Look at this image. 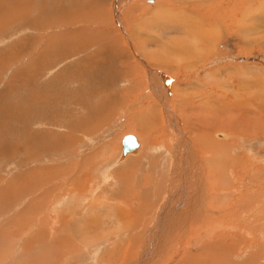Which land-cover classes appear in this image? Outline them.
<instances>
[{
	"label": "rangeland",
	"instance_id": "1",
	"mask_svg": "<svg viewBox=\"0 0 264 264\" xmlns=\"http://www.w3.org/2000/svg\"><path fill=\"white\" fill-rule=\"evenodd\" d=\"M4 1L11 8L0 6V187L8 183L11 187L0 194V230L23 234L0 247V264H10L9 252L14 259L17 246L31 237L26 232L36 227L41 216L52 225L53 205L36 216L30 214L35 210L26 211L36 206L33 199L39 190L47 191L48 184L41 180L53 179L63 186L58 190L60 206L73 223L69 228L60 226L59 236L63 238L66 231L69 242L88 247L73 259L60 258L57 264H95L92 261L100 254L104 264H135L142 243L153 252L160 247L158 234L165 233L170 236L162 264H173L209 245L212 234L223 232L232 235L227 257L232 264H245L255 256L254 264H264V0H199L206 9L211 6L217 21H225L214 28L218 35L205 49L196 47L184 32L187 19L195 13L181 9L180 0H118L116 5L114 0H18V9L17 1ZM189 1L195 2L183 4L188 6ZM158 4L168 6L161 11ZM9 10L13 16L7 14ZM21 11L24 20L16 16ZM122 21L129 25H125L128 34L136 35L138 24L142 25V36L136 35L142 47L121 33ZM77 30L86 35L80 37ZM84 37L87 42H80ZM169 38L182 40L183 48ZM99 65L110 75L96 71ZM161 74L168 75L165 87L157 82ZM154 82L160 89L153 88ZM188 114L199 120L188 126ZM242 116L250 120L241 124L243 129ZM126 134L135 135L141 146L121 156L120 141ZM190 152L197 158L200 191L192 186V192L178 189L188 184L178 172L184 173ZM74 186L85 189L80 195L72 192ZM196 191L201 201L192 205ZM168 202L179 204L180 211H191V227H159L161 207ZM130 209L124 220L138 224L126 230L118 212ZM28 215L35 216L33 223ZM208 222L219 228L195 230ZM150 233L152 239H147ZM130 238L141 241L131 247L135 254L129 256ZM116 246H120L118 257L110 259L105 253ZM31 248L11 263L20 264L23 255L35 256L38 248ZM91 250L96 253L89 256Z\"/></svg>",
	"mask_w": 264,
	"mask_h": 264
},
{
	"label": "bare ground",
	"instance_id": "2",
	"mask_svg": "<svg viewBox=\"0 0 264 264\" xmlns=\"http://www.w3.org/2000/svg\"><path fill=\"white\" fill-rule=\"evenodd\" d=\"M22 1V0H21ZM98 1V0H97ZM165 1H167V0H157V2H165ZM181 2H179L180 4H181V9H183L184 7H185V10L187 9V10H190L191 11V13H192V10H193V13H195V17L193 16V18L191 19V18H189V19H187V21H186V24H185V27H187L188 29H186L184 32L185 33H187V34H190L192 37H191V39L194 41L193 43H195L194 45L196 46V47H201V49H205V45H207V44H212V43H214V40H215V38H216V35H218V30H216V29H214L215 27H217V25H219V24H225V21L224 20H221V22H219V21H217V18H215V15H214V12L215 11H210V7L209 8H207L206 9V7L204 6V5H200L201 3L199 2V0H194L195 2H190L191 4H189L188 6L187 5H184L183 4V2H186V0H180ZM231 1V0H230ZM237 1V0H236ZM41 2H43V1H41ZM40 2V3H41ZM112 3H114L115 5H116V3H118V0H114V1H111ZM214 2V1H213ZM235 2V1H234ZM233 2V3H234ZM22 3V2H21ZM55 3V2H54ZM212 3V2H211ZM232 3V2H231ZM243 3V2H242ZM22 4H24V3H22ZM41 4H44V3H41ZM203 4V3H202ZM205 4V3H204ZM224 4V3H223ZM238 4H239V2H238ZM45 5H46V3H45ZM159 5V4H158ZM162 5V4H161ZM161 5H159L160 6V8H161V11L163 10L164 11V8L166 7V6H168V4H164L163 6H161ZM241 5V4H240ZM52 6H54V5H52ZM159 6H156V8L158 9V7ZM226 6V5H225ZM231 6V5H230ZM50 7V6H49ZM183 7V8H182ZM233 7V6H232ZM19 8V2H18V4H17V9ZM142 7H140V9H141ZM155 8V9H156ZM216 8V7H215ZM231 8V7H230ZM49 9V8H48ZM51 9V8H50ZM56 9V8H55ZM131 9V8H130ZM129 9V10H130ZM139 9V10H140ZM254 9V8H253ZM40 10L41 9H39V12H40ZM132 10V9H131ZM136 10V9H135ZM224 10V9H223ZM229 10V9H228ZM49 11H51V10H49ZM54 11V10H53ZM59 11V10H58ZM64 11V10H63ZM116 11V10H115ZM154 11V10H153ZM157 11V10H156ZM159 11H160V9H159ZM217 11V10H216ZM225 11H227V10H225ZM44 12V11H43ZM52 12V11H51ZM50 12V13H51ZM67 12V11H66ZM69 12V11H68ZM67 12V13H68ZM224 12V11H223ZM228 12V11H227ZM246 12V11H245ZM244 12V13H245ZM259 12V11H258ZM61 13H63V12H61ZM196 13H198L199 14V17L196 15ZM25 14V13H24ZM44 14V13H43ZM69 14V13H68ZM137 14V13H136ZM139 14V13H138ZM163 14V13H162ZM54 15V14H53ZM63 15V14H62ZM67 15V14H66ZM70 15V14H69ZM140 15V14H139ZM16 16H19L20 18H22V20H24L23 18H24V16H23V11H21V14H18L17 13V15ZM40 16H42V15H40ZM64 16V15H63ZM71 16V15H70ZM69 16V17H70ZM187 16V15H186ZM56 17V16H55ZM60 17H61V15H60ZM67 17V16H66ZM155 17H157V16H155ZM192 17V16H191ZM218 17V16H217ZM45 18V17H44ZM68 18V17H67ZM85 18V17H84ZM219 18V17H218ZM241 18V17H240ZM17 19H19V18H16V20ZM70 19H71V17H70ZM162 19V18H161ZM44 20H46V19H44ZM54 20H56L55 18H54ZM61 20H62V18H61ZM66 20V18L63 20V21H65ZM75 20V19H74ZM74 20H72V21H74ZM239 20V19H238ZM57 21V20H56ZM78 21V20H77ZM79 21H81V20H79ZM83 21V20H82ZM81 21V22H82ZM242 21V20H241ZM51 22V21H50ZM53 22V21H52ZM51 22V23H52ZM66 22V21H65ZM91 22V21H90ZM123 22V21H122ZM134 22V21H133ZM243 22V21H242ZM47 23V22H46ZM54 23V22H53ZM69 23H70V21H69ZM123 24H124V22H123ZM122 24V25H123ZM181 24V23H180ZM221 24V25H222ZM238 24H240V23H238ZM125 25H127V26H129L126 22H125V24H124V26H123V28H124V30L122 29V27H121V25H120V30H121V33L122 34H124L125 35V37H127V40H129V36H130V39L131 40H134L136 43H137V41H138V43H140V45L142 44L141 43V41L140 40H138V38H137V36L136 35H139V36H142L141 34H140V31L143 29L142 28V25H140V24H138V31H137V34L136 35H134V34H128V30L126 29V27H125ZM49 26H50V23H49ZM174 26V25H173ZM220 26V25H219ZM239 27V26H238ZM237 27V28H238ZM240 27H243V26H240ZM129 28H131V27H129ZM134 28V27H133ZM221 28H223V26H221ZM245 28V27H244ZM46 29V28H45ZM132 29V28H131ZM199 29L201 30V34H199L200 32H199ZM92 30V29H91ZM184 30V29H183ZM213 30H215L216 32H215V34L214 35H212L213 33H214V31ZM239 30H240V28H239ZM132 31V30H131ZM130 31V32H131ZM83 32L84 31H82V30H77V33H79V34H81V36L80 37H82L83 35H86V34H83ZM178 32H180V31H178ZM61 33H64V32H61ZM162 33H164V31L162 32ZM66 34H68V33H65V35ZM134 35V36H133ZM42 36V35H41ZM132 36V37H131ZM56 37V36H55ZM54 37V38H55ZM58 37H59V35H58ZM77 37H78V35H77ZM197 37H198V39H197ZM44 38V37H43ZM56 39V38H55ZM64 39V38H63ZM185 39V38H184ZM173 40H178V39H168V41L169 42H174ZM124 41V40H123ZM185 41V40H184ZM21 42V41H20ZM41 42V41H40ZM80 42H87V37H84L83 39H80ZM79 42V43H80ZM132 42V41H131ZM178 43H174V46H176V47H178V48H180L181 47V45L180 44H184V42L181 40H178L177 41ZM52 43V42H51ZM55 43V42H54ZM48 44V43H47ZM56 44V43H55ZM77 44V43H76ZM81 44V43H80ZM68 46H69V44H67ZM82 45V44H81ZM80 45V46H81ZM134 45V44H133ZM56 46H58V44L56 45ZM76 46V45H75ZM137 46V45H136ZM29 47V46H28ZM65 47H66V45H65ZM139 47V46H138ZM141 47H142V45H141ZM171 47V46H170ZM175 47V48H176ZM193 47V46H192ZM46 48V47H45ZM55 47H53V49H54ZM58 48V47H57ZM82 48V47H81ZM137 48V47H136ZM181 48H183V47H181ZM185 48V47H184ZM56 49V48H55ZM133 49H135V48H133ZM209 49V48H208ZM32 51V50H31ZM139 51H141V50H139ZM62 52V51H61ZM66 52V51H65ZM58 53V52H57ZM133 53H134V50H133ZM143 53V52H142ZM55 54V53H54ZM58 55V54H57ZM64 55H66V54H64ZM108 55V54H107ZM51 57V56H50ZM56 57V56H55ZM66 57V56H65ZM65 57H63V58H65ZM54 58V57H53ZM98 58V57H97ZM51 59V58H50ZM96 59V58H95ZM109 59V58H108ZM110 60V59H109ZM108 60V61H109ZM46 61V60H45ZM111 61H113V59L111 60ZM54 63V62H53ZM105 63V62H104ZM42 65V64H41ZM112 65V64H111ZM110 65V66H111ZM181 66H183V67H185L186 65H181ZM108 68V67H107ZM37 69V68H36ZM39 69V68H38ZM105 67L103 66V65H99V67L97 68V70L96 71H105ZM109 69V68H108ZM113 69V68H112ZM42 70V69H41ZM33 71H34V69H33ZM35 72V71H34ZM102 72V73H103ZM105 72H108V71H105ZM97 74H98V72H96ZM34 74V73H33ZM100 74H101V72H100ZM107 74H109V72L107 73ZM110 75V74H109ZM103 76H108V75H103ZM168 76V75H167ZM167 76H165L164 74L162 75H160L159 76V81H157L158 83H161L160 85L162 86V87H165V86H167ZM103 78V77H102ZM171 78V77H170ZM110 79V78H109ZM113 79V78H112ZM105 80H107V79H105ZM138 80V79H137ZM150 82H151V80H150ZM156 82V81H155ZM153 83L152 85H153V88L155 87V88H159L160 89V86H158L156 83ZM105 83V82H104ZM134 87H136L135 85H133ZM172 86V85H171ZM151 88V87H150ZM159 89H157L158 90V93H156V95L158 96V98L162 101L161 103H163V99L161 98V96H162V94H161V92L159 91ZM169 89V87H167V90ZM129 90H131L130 88H129ZM162 90V89H161ZM166 90V88H164L162 91H165ZM170 90V89H169ZM156 91V90H155ZM128 92V91H127ZM107 93V92H106ZM213 93V92H212ZM246 93V92H245ZM261 93V92H260ZM163 94H165V93H163ZM173 95H175V94H173ZM216 95H219L218 93H216ZM242 95V94H241ZM244 96V95H243ZM249 96V95H248ZM134 97V96H133ZM221 97V96H220ZM223 97V96H222ZM222 97H221V99H222ZM245 97V96H244ZM243 97V98H244ZM167 98V97H166ZM220 99V100H221ZM219 100V99H218ZM223 100V99H222ZM245 101H247V99L245 100ZM256 102V101H255ZM207 103V102H206ZM257 103H258V101H257ZM199 108V107H198ZM261 108H262V106H261ZM260 108V109H261ZM253 109H257V107H255V108H253ZM211 110V109H210ZM143 111V110H142ZM165 111V110H164ZM102 112H103V110H102ZM106 112V111H105ZM168 111H166V113H167ZM195 112V111H194ZM237 112V111H236ZM256 113H258L257 112V110L255 111ZM182 113V112H181ZM184 113V112H183ZM224 113V112H223ZM185 114V113H184ZM201 114V113H200ZM239 114H241V113H239ZM246 114V113H245ZM245 114H243V115H245ZM90 115V114H89ZM146 116V115H145ZM174 116V115H173ZM239 116V115H238ZM257 116V115H256ZM260 116H262V114H260ZM147 117V116H146ZM186 117H188V118H190V121L189 122H187L186 121V124H188V126H191V123H192V121H197V120H199V118H195V117H193V116H190L189 114L186 116ZM243 117L244 116H242V120H241V118L239 119V126L240 127H242V129H243V126L241 125V124H243V125H247V123L249 124L250 122H248V121H250V120H244L243 119ZM96 118V117H95ZM166 118V117H165ZM175 118V117H174ZM245 118V117H244ZM249 119H251V118H249ZM256 119H257V117H256ZM174 120V119H173ZM175 120H176V118H175ZM186 120V119H185ZM238 124V123H237ZM254 124H255V122H254ZM250 126V125H249ZM252 126V125H251ZM247 126H245L244 127V129L246 128ZM255 127V126H254ZM248 128V127H247ZM246 128V129H247ZM255 130H256V128H254ZM170 130V129H169ZM177 132V131H176ZM246 132H247V130H246ZM126 135H128V134H126ZM133 135V134H132ZM125 136V135H124ZM135 136V135H134ZM123 138V137H122ZM122 138H121V140H122ZM135 138H136V136H135ZM136 140H137V142H138V147L134 150V151H137L138 149H139V146H141L140 145V143H139V141H138V139L136 138ZM120 146H121V141H120ZM220 147V146H219ZM13 148V147H12ZM214 148V147H213ZM99 149V148H98ZM172 149V148H171ZM0 150H1V148H0ZM213 150H215V149H213ZM4 151V150H3ZM15 151V150H14ZM120 151H121V148H120ZM133 151V152H134ZM175 151V150H174ZM185 151V150H184ZM8 153V152H7ZM132 153V152H131ZM177 153V152H176ZM127 155V154H126ZM122 156V155H121ZM187 157H186V160H184V162L186 163V168H184L185 169V171H184V173L182 172V171H180V172H178V174L180 175V179L182 180V179H184V182L186 183V180H187V182H188V184H187V187H186V189L183 187V186H178L179 188L178 189H184V190H187V191H191L192 192V189H190L189 187L190 186H192L193 188H194V190L195 189H198V191H200V189H201V182L202 181H200V178H198V175H200V170H199V167H198V164H197V158H196V156L193 154V153H189V154H187L186 155ZM173 160V159H172ZM180 162H181V160H180ZM131 164V163H130ZM191 164H193V166H191ZM64 165V164H63ZM84 165V164H83ZM134 165V164H133ZM132 165V166H133ZM185 165V164H184ZM125 167H126V165H125ZM136 167V166H135ZM127 168H129V167H127ZM126 168V169H127ZM177 168V167H176ZM88 169V168H87ZM132 169V173H133V171L135 170V169H133V168H131ZM85 170V169H84ZM123 171H124V168L122 169ZM35 171V170H34ZM30 172V171H29ZM33 172V171H32ZM40 172H41V170H40ZM43 172V171H42ZM41 172V173H42ZM40 173V174H41ZM82 173V172H81ZM86 173V172H85ZM116 173V172H115ZM118 173V172H117ZM119 173H123V172H119ZM119 173H118V175H119ZM199 173V174H198ZM29 173H25V175H28ZM35 174V178H37L36 177V175L38 174H36V172L34 173ZM45 174V173H44ZM53 174V173H52ZM84 174V173H83ZM88 174V173H87ZM114 174V173H113ZM131 174V173H130ZM129 174V175H130ZM30 175V174H29ZM61 175V174H60ZM79 175V174H78ZM110 175H111V173H110ZM122 174H120V176H121ZM123 175H124V173H123ZM126 175H128V174H126ZM128 175V176H129ZM213 175V174H212ZM24 176V175H23ZM31 176L33 177V175L31 174ZM47 176V175H46ZM76 176H77V174H76ZM115 176V175H114ZM40 177H41V175H40ZM45 177V176H44ZM52 177V176H51ZM74 177H75V175H74ZM84 177V176H83ZM86 177V176H85ZM89 177H90V175H89ZM93 177V176H92ZM111 177V176H110ZM124 177H126L125 175H124ZM123 177V178H124ZM133 177V176H132ZM174 177V176H173ZM213 177V176H212ZM18 178V177H17ZM17 178H15V179H13V180H16ZM27 178V177H26ZM28 178H29V176H28ZM34 178V179H35ZM80 178H82V176L80 177ZM105 178V177H104ZM118 178H122V177H118ZM137 178V177H136ZM38 179V178H37ZM43 179V178H42ZM75 179V178H74ZM78 179V178H77ZM77 179H76V181H77ZM83 179H85V178H83ZM82 179V180H83ZM86 179H88V175H87V178ZM90 179H91V177H90ZM175 179V178H174ZM212 179V178H211ZM13 180H12V183H13ZM19 180V179H18ZM54 180H57V179H53V180H48V181H45L44 182V180H41V181H43V183L44 184H48L47 185V188H45V189H47V191L46 190H44L43 191V188L41 189V190H39L40 192H38V195L33 199V200H35V202H36V206L35 207H31V209L30 210H28V211H26L27 212V214L31 211V210H33L34 208H36L37 207V211H34L35 213L37 212L38 213V211H40V210H42V209H44V208H46V207H49V205H50V203H52V205H53V216L52 217H54L55 218V220L53 221V224H52V229H51V231L50 230H48V234L49 235H47V239H50L51 241H53V242H49V241H46L45 243H44V241L42 240V242H39L40 243V247L38 248V252L39 251H42V252H40L41 254L38 256V257H36V256H30L29 254H27V255H29V257H27V255H23V260L21 259V261L22 262H20V264H55V262H54V259H53V257H52V255L50 254V255H47L46 253H47V251L50 249V247H56V246H58V248H59V250L62 252V257H72V259L74 258V257H77V253H78V251H80V250H84L85 251V249L86 248H88V247H78V244H77V241H72V242H69V238H68V235H70V234H68L66 231L64 232L65 234L67 233V235H65L64 234V236H63V238H61V236H59L60 234L58 233V228L60 229V226L61 227H64V228H66V226H68V228H69V225H71V224H73V223H71V221L67 218V214H69V212L66 214L65 213V210L60 206V196L58 195V190L59 189H63V186H60L58 183L57 184H55V182H54ZM81 180V181H82ZM115 180V179H114ZM118 180V179H117ZM80 181V180H79ZM78 181V182H79ZM116 181V180H115ZM211 180H209V182H208V185L209 184H211V182H210ZM214 181V180H213ZM17 181H15V183H16ZM21 182V181H20ZM26 182H28V181H26ZM37 182V181H36ZM61 182V181H60ZM72 182V181H71ZM82 182H84V181H82ZM90 182V181H89ZM88 182V183H89ZM118 182V181H117ZM177 182H179V181H177ZM62 183V182H61ZM86 183V182H85ZM87 183V184H88ZM184 183V184H185ZM25 184V183H24ZM24 184H22L23 186H25ZM40 186H42L40 183H38ZM65 184V183H64ZM69 184V183H68ZM72 184V183H71ZM74 184V183H73ZM80 183H78V185H79ZM87 184L86 185H83V183H82V185L83 186H87ZM113 184V183H112ZM140 184V183H139ZM138 184V185H139ZM213 184V183H212ZM21 185V186H22ZM28 185L29 186H31V185H33V184H30V183H28ZM27 185V186H28ZM109 185H110V181H109ZM129 185V184H128ZM186 185V184H185ZM112 186V185H111ZM121 186V185H120ZM131 186V185H130ZM7 187H11V185H10V183H8V184H6V185H4L3 187H0V189L1 188H6V189H8ZM67 187V189H69L68 188V185L66 186ZM107 187V186H106ZM125 187V186H124ZM134 187V186H133ZM212 187L213 188H215V186H214V184L212 185ZM13 188V187H12ZM11 188V189H12ZM64 188H65V186H64ZM83 188V187H82ZM88 188V187H87ZM115 188V187H114ZM120 188V187H119ZM174 188V187H173ZM189 188V189H188ZM205 188V187H204ZM14 189V188H13ZM70 189L72 190V192H73V190H75L77 193H79L80 194V192H82V190L83 189H85V188H83V189H81V186H74V188H72V187H70ZM116 189V188H115ZM175 189H176V187H175ZM10 190V189H9ZM172 190V189H171ZM22 191V190H21ZM85 191V190H84ZM176 191H178V190H176ZM202 191H203V189H202ZM7 192H9V191H7ZM12 192V191H11ZM69 192H70V190H69ZM117 192V191H116ZM171 192V191H170ZM197 192V191H196ZM2 193H4V190H0V194H2ZM17 192H15V194H16ZM24 193V192H23ZM84 193V192H83ZM118 193H123V190H120V192L118 191ZM176 193V192H175ZM188 193V192H187ZM69 194V193H68ZM68 194H66V195H68ZM71 194V193H70ZM69 194V195H70ZM76 193H74L73 195H75ZM78 194V195H79ZM109 194V193H108ZM19 195V194H18ZM20 195H22V194H20ZM61 195V194H60ZM68 195V196H69ZM72 195V196H73ZM81 195V194H80ZM79 195V196H80ZM115 195V194H114ZM1 196V195H0ZM101 196V195H100ZM122 196V195H121ZM182 196V195H181ZM194 196H196L195 197V199L193 198V200H192V205L193 204H200V201H201V199H199V196H198V192L197 193H195V195ZM224 196V195H223ZM62 197V196H61ZM85 197V196H84ZM84 197L82 196V198L84 199ZM123 197V196H122ZM124 197H126V196H124ZM177 197V196H176ZM65 198V197H64ZM73 198V197H72ZM75 198V197H74ZM99 198V197H98ZM10 199H12V198H10ZM76 199H77V195H76ZM75 199V200H76ZM104 199V198H103ZM122 199V198H121ZM124 199V198H123ZM173 199V198H172ZM4 200V199H3ZM2 200V201H3ZM33 200H31V201H33ZM63 200V199H62ZM74 200V201H75ZM78 200V199H77ZM0 201H1V199H0ZM84 201V200H83ZM69 204L71 205V201L69 200ZM79 202V201H78ZM105 202V201H104ZM170 202V201H169ZM168 202V203H169ZM204 202V201H203ZM81 203V202H80ZM102 203V202H101ZM171 203V202H170ZM169 203V204H170ZM49 204V205H48ZM75 204V203H74ZM82 204V203H81ZM92 204V203H91ZM97 204V203H96ZM109 204V203H108ZM173 204V205H172ZM172 204H170V205H161L160 207H161V216H162V219H161V222L160 223H162V224H160V228H163V227H165V228H170V229H174L176 226H180V227H182V229H185L186 228V226H188L189 225V227H191V219H190V221H189V218H191V211L189 210V209H187V210H185V211H180V210H178L179 208H178V205L176 206V203L174 204V203H172ZM201 204H202V202H201ZM69 205V206H70ZM110 205V204H109ZM81 206V205H80ZM108 206V205H107ZM137 206H139V205H137ZM201 206V205H200ZM202 206H203V204H202ZM206 206V205H205ZM18 207V206H17ZM16 207V208H17ZM64 207H66V206H64ZM67 207H68V204H67ZM76 207V206H75ZM79 207V206H78ZM86 207V206H85ZM112 207V206H111ZM3 208H4V206H3ZM30 208V207H29ZM52 208V207H51ZM79 208H81V207H79ZM118 208H120V207H118ZM200 208V207H199ZM68 209V208H67ZM72 209V208H71ZM71 209H69L70 211H71ZM82 209V208H81ZM202 209V208H201ZM203 209H204V207H203ZM76 210V209H75ZM119 210H121V209H119ZM73 211V210H72ZM84 211V210H83ZM122 211V210H121ZM129 211H132L131 209L130 210H128V212H126L125 210L123 211V212H118L119 213V219H120V224H121V226L123 225V229H129V227L130 228H134L135 226H137V224L138 223H136L135 221H134V223H131V222H128V221H126V220H124L125 219V216L129 213H132V212H129ZM3 212V211H2ZM24 212V211H23ZM76 212H77V210H76ZM79 212H80V210H79ZM78 212V213H79ZM159 213V212H158ZM20 214V213H19ZM26 214V215H27ZM39 214V213H38ZM75 214V213H74ZM77 214V213H76ZM75 214V215H76ZM35 215V214H34ZM44 215V214H43ZM52 215V214H51ZM77 216V215H76ZM82 216V215H81ZM132 216V215H131ZM198 216V215H197ZM78 217V216H77ZM83 217V216H82ZM127 218V217H126ZM39 219V218H38ZM41 219H42V217H41ZM40 219V220H41ZM47 219V218H46ZM45 219V220H46ZM102 219V218H101ZM140 219V218H139ZM158 219V218H157ZM76 220V219H75ZM108 220V219H107ZM130 220V219H129ZM137 220H138V218H137ZM77 221V220H76ZM75 221V222H76ZM96 221V220H95ZM131 221H132V219H131ZM156 221V220H155ZM74 222V223H75ZM194 222V221H193ZM47 224H48V222H46ZM71 223V224H70ZM190 223V224H189ZM42 224V226H44V227H46L45 226V224L44 223H42V221H39L38 222V225H41ZM95 224V223H94ZM217 224V223H216ZM216 224L214 223H203V226L202 227H200L199 229H195V230H197V231H199V230H202L203 228H206V230H215V229H218L219 228V226L218 227H216ZM219 225H221L220 223H218ZM32 225V224H31ZM235 225V224H234ZM74 226V225H73ZM77 226V225H76ZM79 226H81V223H80V225ZM6 227V226H5ZM4 227V228H5ZM38 227V226H37ZM47 227H48V225H47ZM46 227V228H47ZM78 227V226H77ZM23 228V227H22ZM49 228H51V227H49ZM121 228V227H120ZM188 228V227H187ZM43 229V228H42ZM41 229V230H42ZM72 229V228H71ZM71 229H69V230H71ZM73 229H75V227L73 228ZM72 229V231H74ZM41 230H40V232H41ZM46 230V229H45ZM79 230V229H78ZM82 230H83V228H82ZM86 230V229H85ZM122 230V229H121ZM158 230V229H157ZM157 230L155 229V233H157L158 234V232H157ZM164 230V229H163ZM194 230V231H195ZM25 231V230H24ZM30 231H31V229H30ZM75 231H76V229H75ZM84 231V230H83ZM83 231H81V233L83 232ZM170 231V230H169ZM218 231V230H217ZM230 231V230H229ZM10 232V233H9ZM36 233V231H34L33 233H31L30 234V236L31 237H29L28 238V240H27V242L24 244V253H30V247L32 246L31 244H32V242L34 241V240H37L39 237H42V235H41V233ZM44 230H42V234L44 235ZM80 232V231H79ZM78 232V233H79ZM87 232V231H86ZM159 232H161L162 233V231H159ZM183 232V231H182ZM18 233V232H17ZM62 233V232H61ZM76 233V232H75ZM77 233V234H78ZM81 233H79V235L81 234ZM187 233V232H186ZM199 233H202V231L201 232H199ZM23 234V232L22 231H20V233L19 234H17V235H15V234H13L12 233V231L10 230V231H8V232H2V229L0 230V247L1 246H3V245H5L6 244V242L8 241V240H10V238H14V237H19L20 235H22ZM148 234V233H147ZM166 234V233H165ZM161 235V234H158V240H159V242H160V247L159 248H157V249H155L153 252H148L147 251V243H142L143 244V246H142V255H136L137 257H136V262H135V264H162V262H163V259H164V255L165 254H167V243H168V240H167V237L169 238V236H170V234L167 236V235ZM214 234H216V233H214ZM214 234H212L211 235V237H210V239H213V240H211V242H209L208 244L209 245H203V247L202 248H200V250L198 251V252H196L195 254H188V256L185 258V256L184 255H182V257L179 259V260H177L176 262H174L173 264H232L231 263V261H229L228 259H227V257H228V255H230L231 254V250H230V242H228V239L232 236V235H230V232H223V233H221V234H217V235H214ZM233 234V233H232ZM72 235H73V233H72ZM76 235V234H75ZM83 235V234H82ZM180 235V234H179ZM206 235V234H205ZM241 235V234H240ZM239 235V236H240ZM59 236V237H58ZM65 236H66V239H65ZM77 236V235H76ZM101 236V235H100ZM153 236V235H152ZM196 236V235H195ZM203 236V235H202ZM234 236H235V234H234ZM242 236V235H241ZM74 237V236H73ZM87 237V236H86ZM130 237H131V235H130ZM147 239L149 238V239H152V237H151V233L149 234V235H147V236H145ZM199 237V236H198ZM85 238V237H84ZM93 238V237H92ZM233 238V237H232ZM242 239H243V237H241ZM86 239H88V238H86ZM100 239V238H99ZM147 239H146V241H147ZM39 240V239H38ZM45 240V239H44ZM77 240V239H76ZM85 240V239H84ZM96 240V239H95ZM98 240V239H97ZM230 240V239H229ZM251 240V239H250ZM83 241V240H82ZM129 241H130V252H132V250H131V247L132 246H134V244L136 243V242H138V243H140V241H141V239L138 241H136V242H133V240H132V238H130L129 239ZM153 242H154V238H153V240H152ZM257 244H259V243H261L260 242V240L259 239H257ZM78 242H79V240H78ZM84 242V241H83ZM89 242H91V241H89ZM96 242V241H95ZM253 242V241H252ZM81 244V243H80ZM85 244L87 245L88 244V242H85ZM90 244V243H89ZM88 244V245H89ZM92 244H94V242L92 243ZM141 244V245H142ZM175 244V243H174ZM255 244H256V242H255ZM254 244V245H255ZM256 244V245H257ZM87 245V246H88ZM95 245V244H94ZM141 245H140V247H141ZM6 246V245H5ZM91 246V245H90ZM89 246V247H90ZM169 246V245H168ZM258 246V245H257ZM256 246V247H257ZM19 247V246H18ZM33 248V247H32ZM31 248V249H32ZM90 248H92V247H90ZM253 248H255V247H253ZM34 250V249H33ZM32 250V251H33ZM126 250V249H125ZM256 250V249H255ZM35 251V250H34ZM89 251V250H88ZM119 251H120V246H116V248H111L110 249V251H107L106 253H105V255L107 256L108 255V257L111 259V257H113V259L114 260H116L117 259V257H118V253H119ZM36 252V251H35ZM91 252H94V253H96L95 251H92L91 250ZM90 252V253H91ZM32 253V255H33V252H31ZM80 253H82V252H80ZM133 254V252L132 253H130L129 254V256L130 255H132ZM135 254V253H134ZM133 254V255H134ZM176 255V254H175ZM126 256V255H125ZM3 257V256H2ZM17 257H20V256H17ZM56 257V256H55ZM61 257V258H62ZM80 257V256H79ZM20 258H22V257H20ZM101 258H102V255L100 254V255H97V257L93 260V262L95 263V264H104V258L101 260ZM108 258V259H109ZM255 258H257L256 256L255 257H251V259H250V261L249 262H247V263H245V264H254L255 263V261H254V259ZM59 259V258H58ZM57 259V260H58ZM132 259V258H131ZM20 260V259H19ZM98 260V261H97ZM165 260V259H164ZM175 260V259H174ZM66 261H68V258L66 259ZM69 262H70V260H69ZM230 262V263H229ZM14 263V262H13ZM16 263V262H15ZM68 263V262H67ZM110 263V262H109ZM75 264V263H74ZM244 264V263H243Z\"/></svg>",
	"mask_w": 264,
	"mask_h": 264
},
{
	"label": "crops",
	"instance_id": "3",
	"mask_svg": "<svg viewBox=\"0 0 264 264\" xmlns=\"http://www.w3.org/2000/svg\"><path fill=\"white\" fill-rule=\"evenodd\" d=\"M7 1H11V0H7ZM18 2V0H14V3L15 2ZM12 2V1H11ZM6 5H9L8 6V8H11L10 7V4L9 3H7V2H5L4 0H0V6H6ZM12 10H9V11H7V14L8 15H10V16H13L14 15V13L13 12H11ZM124 137V136H123ZM28 178V177H27ZM28 180V179H27ZM3 188H1L0 190H2ZM7 198H4V201L6 200ZM49 205V204H48ZM50 205H52V203H50ZM47 208V207H46ZM45 209V208H44ZM44 209H42V210H40V211H38V213H41L42 211H44ZM33 210H35V211H37L38 209H37V207L36 208H34ZM34 211H32V212H30V214H32ZM37 212L35 213V216L38 214ZM35 216H29L28 215V217H30L31 218V220H32V222L31 223H33L34 222V218H35ZM42 217V219L41 220H38L37 222H36V227L34 228V229H32L31 228V231H28V232H26V234L28 233V235L30 236V234L31 233H33L34 231H36V233H39L40 232V230L42 229V230H44V235L42 234V230H41V235H42V237H39L37 240H34L33 242H32V246L31 247H33V248H39L40 247V243L39 242H42V240L44 241V243L46 242V241H51L50 239H47V235H49L48 233L51 231V229H52V225H49V222H48V220L46 219V217H44V216H41ZM52 219H51V223L53 224V221L55 220V218L54 217H51ZM46 219V220H45ZM39 221H42V223H44L45 224V226L47 227V225H48V227L46 228V227H44V226H42V224L41 225H38V222ZM46 222H48V224L46 223ZM29 223H27L26 224V226L28 225ZM38 226V227H37ZM49 227H51V228H49ZM46 229V230H45ZM48 230H50L49 232H48ZM18 232V233H17ZM20 233V231H15L14 232V234L15 235H17V234H19ZM47 234V235H46ZM45 239V240H44ZM27 240H28V238H26V240H25V242H27ZM51 242H53V241H51ZM24 244L25 243H23V242H21L20 243V245H18L17 247H18V249L19 250H17V252H16V254H15V258L14 259H12L13 258V255L12 254H10V252H9V254L8 255H10L11 256V260H10V264H12L11 262L13 261V260H15L16 258H17V256H19V255H21L22 253H23V251H24ZM14 248V247H13ZM10 249H12V248H10ZM11 251V250H10ZM0 252H1V250H0ZM40 252H42V251H39L38 253H36L35 254V256L36 257H38L41 253ZM47 255H52V257H53V259H54V262H55V264H57V262L59 261V259L63 256L62 255V252L59 250V248H58V246H56V247H50V249L47 251V253H46ZM95 253L94 252H91L90 253V255L89 256H91V255H94ZM6 256L7 255H5L4 256V258H3V260H5L6 259ZM56 256V257H55ZM59 258V259H58ZM62 258H64V257H62ZM58 259V260H57ZM94 260V259H93ZM1 261H2V259L0 260V263H1ZM74 261H78V258H76V259H74ZM93 262V261H92ZM84 264V263H83Z\"/></svg>",
	"mask_w": 264,
	"mask_h": 264
},
{
	"label": "water",
	"instance_id": "4",
	"mask_svg": "<svg viewBox=\"0 0 264 264\" xmlns=\"http://www.w3.org/2000/svg\"><path fill=\"white\" fill-rule=\"evenodd\" d=\"M138 147V142L134 135H125L121 140V154L125 156L127 153L133 152Z\"/></svg>",
	"mask_w": 264,
	"mask_h": 264
}]
</instances>
